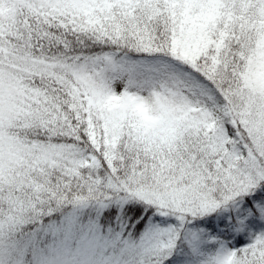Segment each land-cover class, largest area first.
Wrapping results in <instances>:
<instances>
[{"label": "snow or ice", "instance_id": "snow-or-ice-1", "mask_svg": "<svg viewBox=\"0 0 264 264\" xmlns=\"http://www.w3.org/2000/svg\"><path fill=\"white\" fill-rule=\"evenodd\" d=\"M12 32L0 264H264V0H33Z\"/></svg>", "mask_w": 264, "mask_h": 264}, {"label": "clouds", "instance_id": "clouds-1", "mask_svg": "<svg viewBox=\"0 0 264 264\" xmlns=\"http://www.w3.org/2000/svg\"><path fill=\"white\" fill-rule=\"evenodd\" d=\"M33 0H0V35L13 34L12 29L22 14H27Z\"/></svg>", "mask_w": 264, "mask_h": 264}, {"label": "trees", "instance_id": "trees-1", "mask_svg": "<svg viewBox=\"0 0 264 264\" xmlns=\"http://www.w3.org/2000/svg\"><path fill=\"white\" fill-rule=\"evenodd\" d=\"M49 242H51L52 237H48L47 238ZM45 252H47V249H45ZM34 257L31 253H29L26 257H25V264H34Z\"/></svg>", "mask_w": 264, "mask_h": 264}, {"label": "rangeland", "instance_id": "rangeland-1", "mask_svg": "<svg viewBox=\"0 0 264 264\" xmlns=\"http://www.w3.org/2000/svg\"><path fill=\"white\" fill-rule=\"evenodd\" d=\"M45 253H47V252H45ZM34 264H37V259H34Z\"/></svg>", "mask_w": 264, "mask_h": 264}]
</instances>
